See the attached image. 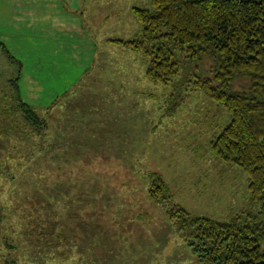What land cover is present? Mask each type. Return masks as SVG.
Segmentation results:
<instances>
[{
  "label": "rangeland",
  "instance_id": "1",
  "mask_svg": "<svg viewBox=\"0 0 264 264\" xmlns=\"http://www.w3.org/2000/svg\"><path fill=\"white\" fill-rule=\"evenodd\" d=\"M133 6L150 7L149 0L83 1L96 52L77 90L93 122L63 127L56 152L52 109L39 113L46 132L33 134L29 146L25 121L23 135L15 132L19 111L1 106L11 89L0 91V264H198L167 206L219 221L249 206L245 171L210 146L229 114L191 90V81L212 75L210 61L183 58L174 83L146 79L141 52L110 41L140 33ZM8 72L0 67V89L12 88L4 83ZM156 176L171 195L163 204L148 194Z\"/></svg>",
  "mask_w": 264,
  "mask_h": 264
},
{
  "label": "trees",
  "instance_id": "2",
  "mask_svg": "<svg viewBox=\"0 0 264 264\" xmlns=\"http://www.w3.org/2000/svg\"><path fill=\"white\" fill-rule=\"evenodd\" d=\"M149 5L132 7L141 25L138 35L110 41L140 51L144 75L155 83H174L183 58L210 61L212 75L191 81V90L202 91L227 110L230 120L210 146L221 160L245 171L250 200L225 221L193 214L178 204L167 206L166 214L198 264H264V0H149ZM63 7L81 13L64 2ZM243 79L248 82L244 88L232 89ZM16 81L11 80L14 89ZM7 107L19 111L22 121L15 132L20 137L25 121L29 146L33 134L46 132L45 118L18 95L4 111ZM19 149L13 154H21ZM148 194L160 204L171 196L159 176ZM52 243L51 237L46 240Z\"/></svg>",
  "mask_w": 264,
  "mask_h": 264
},
{
  "label": "crops",
  "instance_id": "3",
  "mask_svg": "<svg viewBox=\"0 0 264 264\" xmlns=\"http://www.w3.org/2000/svg\"><path fill=\"white\" fill-rule=\"evenodd\" d=\"M83 1L0 0V67L2 71L9 69L4 83L10 87L17 77V89H0L12 91L1 106L12 104L18 95L38 114L51 108L55 152L63 127L74 129L93 122L88 119L94 112L86 108L84 94L78 93L77 86L85 83L82 78L93 66L96 45L83 25L81 13L63 7L64 2L69 9L81 11ZM127 71L125 80L132 77L133 68ZM95 79L103 82L99 77ZM86 87H91L88 81L82 88ZM67 102L69 110H65Z\"/></svg>",
  "mask_w": 264,
  "mask_h": 264
}]
</instances>
